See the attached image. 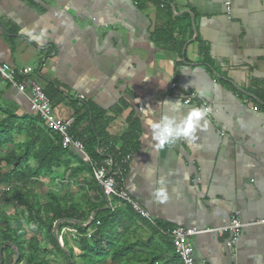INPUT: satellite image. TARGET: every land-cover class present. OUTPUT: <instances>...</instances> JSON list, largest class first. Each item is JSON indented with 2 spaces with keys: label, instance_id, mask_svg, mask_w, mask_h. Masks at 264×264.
I'll use <instances>...</instances> for the list:
<instances>
[{
  "label": "crops",
  "instance_id": "crops-1",
  "mask_svg": "<svg viewBox=\"0 0 264 264\" xmlns=\"http://www.w3.org/2000/svg\"><path fill=\"white\" fill-rule=\"evenodd\" d=\"M0 63L37 73L57 119L72 122L89 105L105 113L112 138L138 121L123 188L156 227L131 210L154 228L212 231L192 239L194 264H264V106L245 95L264 103V0H0ZM179 100L175 115L199 107L206 127L191 145L155 149L143 109L159 118L161 102ZM0 105L31 113L1 79ZM68 153L65 171L38 179L66 201L63 184L88 182ZM161 179L163 203L151 196ZM233 215L244 226L231 253L218 229Z\"/></svg>",
  "mask_w": 264,
  "mask_h": 264
},
{
  "label": "trees",
  "instance_id": "trees-1",
  "mask_svg": "<svg viewBox=\"0 0 264 264\" xmlns=\"http://www.w3.org/2000/svg\"><path fill=\"white\" fill-rule=\"evenodd\" d=\"M84 109L83 114L71 122L69 132L82 141L84 152L91 160L101 165L106 157L114 160L136 152L140 133L137 120H127L125 131L112 138L107 132L105 113L89 105ZM0 152V186H11L14 190L9 200L3 192L0 201L22 209L26 213V228L37 234L25 239L26 228L11 217L1 215L0 248L4 245L1 254L15 259V250L18 254L15 264L23 261L24 264H49L38 254L48 256L52 249L65 264H180L170 241L141 220L131 208L126 206L125 210L114 212L106 208L90 168L80 156L76 159L77 170L82 169L90 175L91 183L86 186L91 195H98L99 204H88L84 211L79 202L66 201L50 191L45 193L42 205L33 199L31 182L51 177L54 170L61 167L65 171L73 160L72 154L61 148L59 138L50 133L34 113L17 116L0 105ZM91 213L92 220L85 225ZM55 223L58 224L57 232L60 227L75 229L77 241L74 246L79 253L73 252L63 235L61 240L67 255L62 251L53 234ZM90 229L92 233L86 237ZM47 244L52 248H47Z\"/></svg>",
  "mask_w": 264,
  "mask_h": 264
},
{
  "label": "built area",
  "instance_id": "built-area-1",
  "mask_svg": "<svg viewBox=\"0 0 264 264\" xmlns=\"http://www.w3.org/2000/svg\"><path fill=\"white\" fill-rule=\"evenodd\" d=\"M225 5L228 7V3ZM226 11L228 10L226 9ZM37 78L38 74L34 73L31 68L14 69L11 66L0 63V79L26 99L29 110L40 118L43 125L50 133H53L59 138L62 149L68 151L74 150L89 166L92 180L96 183L97 188L103 196L107 209L110 212H114L113 203L123 204L156 227L153 219L127 196L123 188L126 171L131 161L132 154H126L114 160L111 157H106L101 165L91 160L84 152V144L82 141L75 139L70 134L71 121H62L54 117L50 101L44 95L41 86L37 84ZM175 89V83H171L168 86V90L172 91ZM79 99L82 100L83 98L79 97ZM188 103L189 100L184 101L185 105ZM2 193L3 192H0V196ZM90 220H92V216ZM256 224L264 225V218L259 220ZM243 226L244 225L238 221L237 217L233 215L228 219V223L225 227L218 229L219 234L228 233V239L224 242L227 251L231 253L235 252V246L239 240L240 230ZM156 230L160 236L170 241L173 252L180 264H194L192 239L203 232H212L209 230L199 231L195 228L160 229L157 227ZM58 240H60V244L61 239Z\"/></svg>",
  "mask_w": 264,
  "mask_h": 264
},
{
  "label": "clouds",
  "instance_id": "clouds-1",
  "mask_svg": "<svg viewBox=\"0 0 264 264\" xmlns=\"http://www.w3.org/2000/svg\"><path fill=\"white\" fill-rule=\"evenodd\" d=\"M183 104L181 101H176L175 103L164 101L158 105L161 110L159 113V118H157V111L148 107L143 109V116L145 118V124L149 130L145 133L144 139H150L153 142L152 147L158 150L165 149L168 146L175 144L177 141L183 139L189 142L191 145L197 139L198 130H203L206 127V121H204L207 111L199 107L189 109L187 115L177 116L175 113H180L183 109ZM172 112L173 115L168 113ZM161 187L156 188L151 196L163 203L168 199V193L163 185L165 180L161 179L158 182Z\"/></svg>",
  "mask_w": 264,
  "mask_h": 264
},
{
  "label": "rangeland",
  "instance_id": "rangeland-1",
  "mask_svg": "<svg viewBox=\"0 0 264 264\" xmlns=\"http://www.w3.org/2000/svg\"><path fill=\"white\" fill-rule=\"evenodd\" d=\"M0 154H1V152H0ZM65 176L67 177V179L73 178V177H71V175L69 173H66ZM81 176L82 175H80V177H78V178L81 179ZM85 177H86V175H85ZM78 178L74 177L73 178L74 182L71 185L70 184H63V186L66 187L67 194L69 196L71 195L70 198L68 197L69 198L68 200H71L72 202H79L82 205V207L84 208V211H87L88 208H86V207L90 202V194L87 193V191L85 189L87 186L82 185V183L80 182L81 180H79ZM36 180H38V179H36ZM36 180H35V183L31 182L32 183L30 185L31 195L35 201H37L40 205H42L45 202V196H44L45 194L44 193H45V190H47V188H48L46 186V185H48V182H44L43 180H41V181H39V180L36 181ZM60 181L63 182L62 180H60ZM87 183H91V177L89 174H88V182ZM4 189H6V190H4ZM0 192H5L7 194L6 199L9 200V197L13 195L14 190L11 186H0ZM63 199H65V198H63ZM63 199H61V200H63ZM113 204H114L113 205L114 211L119 210V209H121L123 211L126 208V206H124L123 204H120V203H113ZM2 214L7 216V217H11L12 219L15 220V222L22 224L23 227L26 228V226H25L26 221H27L26 213L22 209L14 208L10 204L6 203L4 200H1L0 201V217ZM91 215L92 214L88 215L87 224L91 221L90 220ZM53 227L55 228V231L53 234L58 239H61V235H63L66 238V240L69 242L70 246L72 247L73 252L79 253V250L77 249V247L74 246V242L77 241L76 240L77 234H76L75 229H68L65 227H60L59 231L57 232L58 224L55 223ZM26 232H27V234L25 235V239H28L30 236H37V234L35 232L29 231L28 228H26ZM91 233L92 232L90 229V230H88V232L85 236L89 237V235H91ZM58 241L60 242V240H58ZM60 246H61L60 248L63 251L64 245H63L62 240H61ZM47 248L51 249L52 247L50 244H47ZM14 253L16 254L17 252L14 250ZM26 256H27V254L24 255V258ZM38 256L41 259H44L49 264H65L63 258L60 255H57V253L53 249H52L51 254L48 256L43 255V254H38ZM1 259L3 261L2 264H12L15 261V259L12 258V256H10L6 253L1 254ZM77 260H78V257L76 258V261ZM20 264H24V261L21 262Z\"/></svg>",
  "mask_w": 264,
  "mask_h": 264
},
{
  "label": "water",
  "instance_id": "water-1",
  "mask_svg": "<svg viewBox=\"0 0 264 264\" xmlns=\"http://www.w3.org/2000/svg\"><path fill=\"white\" fill-rule=\"evenodd\" d=\"M246 96H248L250 99H252L253 101H255L256 103L260 104L261 106H264V103H262L259 99H257L256 97H253L252 95L250 94H247L245 93ZM55 236V235H54ZM55 239L58 243V245L60 246L59 244V241H58V238L55 236ZM61 247V246H60ZM2 248H4V245L0 248V264H2V259H1V251H2ZM63 252L67 255L66 251L63 249ZM18 260V254L16 253L15 254V261L14 263L12 264H15V262Z\"/></svg>",
  "mask_w": 264,
  "mask_h": 264
}]
</instances>
